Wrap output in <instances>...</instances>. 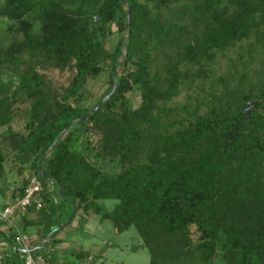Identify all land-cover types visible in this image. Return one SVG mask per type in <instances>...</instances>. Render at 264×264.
I'll return each mask as SVG.
<instances>
[{
    "label": "trees",
    "instance_id": "trees-1",
    "mask_svg": "<svg viewBox=\"0 0 264 264\" xmlns=\"http://www.w3.org/2000/svg\"><path fill=\"white\" fill-rule=\"evenodd\" d=\"M66 1L4 0L0 6V16L16 22L15 33L21 37L0 51V66H26L17 88L12 90L11 80L5 84L0 81V126H7L0 133V178L6 160L2 145L7 144L20 168L28 166L40 182L36 197L42 207L37 210L31 206L26 213L34 214L33 225H43V242L62 224L46 248L32 253L48 250L56 233L75 218V213L69 219L62 218L61 210L68 207L81 212L79 225L93 212L100 220H111L118 232L136 228L142 243L132 249L145 248L149 264L163 263L154 257L149 245L152 230L156 238L158 234L183 238L190 235L191 228L196 242L185 248L181 262H210L219 243L223 249L238 252L231 264H256L255 257L264 251V208L242 219V225L236 222V215L246 193L264 194L260 181L264 177V83L256 93L243 92L244 72L232 88L224 86V99L215 102L211 98L209 107L201 112L178 106L181 115L173 119L169 118L176 109L164 104L179 95L186 81L201 77L202 72L204 76L205 65L247 39L252 29L264 49V0H202V6H196L197 16L212 24V30L183 44L178 38L186 28L151 16L175 7H181L182 12L189 0H125V5L120 0H80L76 10L65 7ZM89 3L95 6L90 14L84 10ZM230 7L233 10L229 11ZM128 10L129 25L125 28ZM35 21L39 22L36 29ZM115 34L113 49L107 50L104 41ZM173 46L178 48L176 60L165 68L164 77L150 75L148 52ZM136 54L142 58L134 62ZM40 58L54 67L71 65L75 70L50 107L41 97L43 77L33 67V59ZM252 60L248 56L246 64ZM130 62L133 69L127 68ZM105 66L110 69L108 91L86 107V82L98 77ZM118 67L121 73L116 76V90L103 104ZM192 68L194 72H190ZM136 89L141 101L132 109L125 95ZM212 90H208L210 95ZM31 99L34 102L24 132L12 130L10 123ZM249 102L256 106L246 120L243 110ZM99 104L103 105L98 111L74 124ZM104 127L106 133L96 147L95 163H91L81 139ZM65 128L62 138L48 151ZM114 142L121 147V157L136 148L144 157L130 165L116 168L114 161L115 166L106 167L103 161ZM39 162L44 182L38 177ZM28 181L18 188V196L23 195ZM104 199L117 203L104 211L99 205ZM14 234L10 233L8 241L16 247ZM9 253L11 257L4 258L3 264H21L20 252L10 248Z\"/></svg>",
    "mask_w": 264,
    "mask_h": 264
},
{
    "label": "rangeland",
    "instance_id": "rangeland-1",
    "mask_svg": "<svg viewBox=\"0 0 264 264\" xmlns=\"http://www.w3.org/2000/svg\"><path fill=\"white\" fill-rule=\"evenodd\" d=\"M80 0H68L64 3V6L69 10H76V6ZM4 0H0V6H2ZM222 3H225L224 1ZM197 5L202 6V0H189L185 5L183 11H180L181 7H175L161 13L152 14L151 18H157L159 21L169 20L175 25H180L186 28V33L179 36L178 42L183 44L187 41H191L192 38H199L200 34L206 30H212V24L203 22V19L197 16L198 9ZM95 6L89 3L85 6V11L89 14L92 13ZM233 10V7L229 8V11ZM197 11V12H196ZM38 21L34 22L35 29L38 27ZM17 23L8 19L5 16H0V51H5L6 48L14 42L20 40V35L15 33V27ZM146 32L143 34L145 35ZM257 34L255 30L249 32L247 39L236 43L232 49L224 52L223 54L216 55L212 63L205 65L206 73L203 76L193 80L192 82L186 81L182 86L180 93L177 97H174L171 101L165 103V107L173 108L174 113L170 115L169 119H173L181 115V112H177L178 106H186L187 109H199V112L204 111L209 107L211 98L224 99L227 94L224 93V86L232 88L238 81L239 75L245 72L246 79L244 82L243 92L256 93L261 88V84L264 83V49L256 42ZM117 40V35H112L104 41V47L107 50H112ZM250 49V50H249ZM249 50V51H247ZM180 51V49H179ZM178 48L173 47H162L158 50L149 51L148 57V73L156 77H164L165 68L171 63L175 62ZM253 58L250 65L246 64L247 57ZM142 55L136 54L132 60L134 62L139 61ZM26 62V56L23 57ZM34 62V63H33ZM33 67L37 74L43 77V85L41 86V97L47 107H50L55 100H58L61 91L66 87L75 70L71 65H67L64 69L54 67L51 62L40 58L36 61L33 59ZM246 66V68L244 67ZM249 66V67H247ZM128 69H133V63H129ZM26 66H0V81L2 84L12 81V90L18 87L20 76L25 73ZM109 68L105 66L103 72L96 78L88 79L85 85L86 88V101L84 106L91 107L97 101L98 98L103 96L110 86L109 82ZM195 68L190 69V72H194ZM117 74L121 73L119 67L116 69ZM209 88L212 90V95L209 94ZM128 105L135 109L139 106L141 98L140 91L133 90L125 95ZM34 102L31 99L24 110L16 117L11 123L10 127L12 130L17 132H24V125L28 119L29 108ZM218 102V101H217ZM216 107L220 109L218 103ZM251 112V111H250ZM43 113V112H42ZM41 113V114H42ZM250 115V114H249ZM7 126H0V133H2ZM106 133V128H102L98 131H90L84 137H82V150L91 163H95L96 158L94 157L96 147L101 143V140ZM3 154L6 157L4 162V173L0 178V195L6 196L11 203L18 197L17 190L30 176H33L31 169L28 166L20 168V165L14 160L12 154H10V148L7 144L2 145ZM121 147L118 142L112 143L111 149L107 152V157L103 161V165L111 167L113 162H117L115 167L130 165L134 162L141 160L144 156L141 154L139 148L129 150L124 156L121 157ZM121 160V161H119ZM112 166V167H113ZM262 190L264 191V177L261 178ZM2 200V201H1ZM1 199L0 202L8 201ZM235 200L232 199L231 202ZM242 207L238 209L236 222L241 224L242 219H246V216L251 215L256 209L264 208V194H257L255 192L246 193L243 196ZM117 203L114 199H104L99 201V205L104 211H110ZM6 204V203H3ZM1 205V204H0ZM62 218L69 219L74 213L75 224L79 223L78 215L74 210L65 207L61 210ZM88 223L84 227V224H80L79 227H75L74 223H69L65 228L59 232L64 236L66 243L76 244L80 242L90 243V247L95 252L94 261L92 264H148L150 263V255L145 248L139 250H132V246H137L142 243V238L138 233L137 229L130 227L128 230L123 232H115L114 225L111 220L105 219L102 222L99 220V216L91 212L87 214ZM88 233H85V232ZM155 230L150 233L151 239L150 247L153 248L154 257L161 258L162 264H193L190 261H180V256L184 253L185 248L190 247L196 242V233L191 228L190 235L183 238H170L166 235L157 238L154 235ZM188 247V248H189ZM105 251V256L101 254ZM42 254L48 255L45 250H41ZM238 252L223 249L218 243L216 245L215 252L210 262L203 264H231L233 259L238 257ZM49 256V255H48ZM152 257V256H151ZM70 264H75V261L71 258H67ZM58 262L64 261L61 258L56 259ZM256 264H264V251L261 255L255 257Z\"/></svg>",
    "mask_w": 264,
    "mask_h": 264
},
{
    "label": "crops",
    "instance_id": "crops-1",
    "mask_svg": "<svg viewBox=\"0 0 264 264\" xmlns=\"http://www.w3.org/2000/svg\"><path fill=\"white\" fill-rule=\"evenodd\" d=\"M0 198L6 199V200L10 199V197L6 198V196H4V195H0ZM9 202H10L9 200L5 201V202H0V204H1L0 207H4V206L8 205ZM3 203H6V204H3ZM89 213H91V212H89ZM33 218H34L33 213L15 212L10 217V221L1 222V225H0V244L6 243V245L0 247L1 250H3L5 253H8L10 248L13 250V246L8 241V237H10V233L12 231L15 232L17 230L26 233L30 237V241H31L30 248H35L37 246L42 245L44 243L43 238H42V236H43V232H42L43 231V229H42L43 225L42 224L33 225L31 222L33 220ZM100 221L102 222L103 220H100ZM70 223L75 224L76 222L73 219ZM87 223H88V219L86 216V222L84 223V227L87 226ZM66 225H64L62 227V230L65 228ZM79 226H80L79 223L77 225L75 224V227H79ZM115 232H118L116 230V228H115ZM85 233H88V232L86 231ZM54 240H55V242L51 246H49L48 250H46V253H48V255L50 257H53L55 261H57L56 260L57 258H61L64 260V261H62V263H67V262H69L67 259L69 257L75 261V264H92V262L95 259L94 258L95 252L90 247V243H87V245H85V243H83V242H80V244L79 243L76 244L75 242H72L71 244L66 243L64 236L62 234H59V232L56 233ZM141 248L139 247V248L134 249V250H139ZM81 253H85L87 255L82 257L80 255ZM104 254H105V251H103L101 256H105ZM6 257H8V258L11 257V253L9 254V256L7 255L4 258H6Z\"/></svg>",
    "mask_w": 264,
    "mask_h": 264
},
{
    "label": "built area",
    "instance_id": "built-area-1",
    "mask_svg": "<svg viewBox=\"0 0 264 264\" xmlns=\"http://www.w3.org/2000/svg\"><path fill=\"white\" fill-rule=\"evenodd\" d=\"M28 180V184L26 185L22 196H18L14 200V203L0 207V222L10 221V217L15 212H26V210L31 206H34L37 210L42 207L41 200L36 197L41 191L40 182L35 176H30ZM12 243L14 246L25 250L24 253L20 254L21 264H65L55 260H49L42 254H33L32 252H28V250L31 249V241L30 237L24 232L18 230L15 231ZM4 245H6V243H1L0 247ZM9 254V252L5 253L0 248V264H3L4 257L7 255L9 256Z\"/></svg>",
    "mask_w": 264,
    "mask_h": 264
},
{
    "label": "water",
    "instance_id": "water-1",
    "mask_svg": "<svg viewBox=\"0 0 264 264\" xmlns=\"http://www.w3.org/2000/svg\"><path fill=\"white\" fill-rule=\"evenodd\" d=\"M120 2H121L123 5L126 4V1H125V0H120ZM129 16H130V13H129V10H128L127 13H126V24H125V28H127L128 25H129ZM98 19H99V18L96 17L94 20L97 21ZM116 76H117V71L115 70V72H114V74H113V80H114V81H113V87H112V90H111V92H110L109 94H107V95L103 98V104H104V103H105V102H106V101L112 96V94H113V93L115 92V90H116V87H117ZM103 104H99L98 106H96L95 108H93V109L91 110L90 113L85 114V115H83L82 117L76 119V120L74 121V124L79 125V124L83 123V122H84V121H85V120L91 115V113H95L96 111H98V110L101 108V106H102ZM255 106H256V103H254V102H249V105L243 110V115H244V117H245L246 120H248V118H249V114H250L251 109H252L253 107H255ZM66 130H67V128H65L63 131L60 132V134L56 137V139L53 141V143L51 144V146L48 148V151H51V150L54 148V146H55L56 143L62 138V136L64 135V133L66 132ZM38 177H39V179H40L41 182H44V181H45L44 174H43V170H42V167H41V162H39V165H38ZM61 226H62V224L59 223L55 228H53V229H52V230L46 235L45 240H44V243H43L42 245L37 246V247H35V248H33V249L31 248V249L28 250V252H34V251H36V250L46 248L47 245H48V243L50 242L52 236L54 235V233H55L58 229H60ZM13 250H15V251H17V252H20V253H24V252H25V250L20 249V248H18V247H13Z\"/></svg>",
    "mask_w": 264,
    "mask_h": 264
}]
</instances>
